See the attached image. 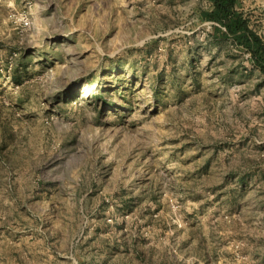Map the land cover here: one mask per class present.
Here are the masks:
<instances>
[{"label": "rangeland", "instance_id": "rangeland-1", "mask_svg": "<svg viewBox=\"0 0 264 264\" xmlns=\"http://www.w3.org/2000/svg\"><path fill=\"white\" fill-rule=\"evenodd\" d=\"M211 7L0 0V264H264V70Z\"/></svg>", "mask_w": 264, "mask_h": 264}, {"label": "trees", "instance_id": "trees-1", "mask_svg": "<svg viewBox=\"0 0 264 264\" xmlns=\"http://www.w3.org/2000/svg\"><path fill=\"white\" fill-rule=\"evenodd\" d=\"M212 7L203 11V18L220 23L216 35L233 37L239 45L251 50L253 59L264 70V43L250 27L248 19L239 8L240 0H210Z\"/></svg>", "mask_w": 264, "mask_h": 264}, {"label": "built area", "instance_id": "built-area-1", "mask_svg": "<svg viewBox=\"0 0 264 264\" xmlns=\"http://www.w3.org/2000/svg\"><path fill=\"white\" fill-rule=\"evenodd\" d=\"M23 22L25 23V25H30V24H31L29 18H25V19L23 20Z\"/></svg>", "mask_w": 264, "mask_h": 264}]
</instances>
